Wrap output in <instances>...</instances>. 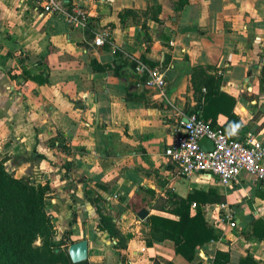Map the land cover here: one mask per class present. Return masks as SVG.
Returning <instances> with one entry per match:
<instances>
[{
  "label": "crops",
  "instance_id": "crops-1",
  "mask_svg": "<svg viewBox=\"0 0 264 264\" xmlns=\"http://www.w3.org/2000/svg\"><path fill=\"white\" fill-rule=\"evenodd\" d=\"M61 1L84 11L88 27L32 0H0V153L11 173L48 183L68 245L86 239L89 264H212L218 250L226 264H264L253 232L264 182L246 172L227 185L208 173L182 177L164 153L214 80L234 98L233 135L264 140V0ZM98 28L109 42L94 43ZM134 59L163 71L162 91L145 85ZM227 121L216 114L215 125ZM210 189L224 197L200 202L217 237L191 261L171 239L151 237L150 217L169 216L168 198Z\"/></svg>",
  "mask_w": 264,
  "mask_h": 264
},
{
  "label": "trees",
  "instance_id": "trees-1",
  "mask_svg": "<svg viewBox=\"0 0 264 264\" xmlns=\"http://www.w3.org/2000/svg\"><path fill=\"white\" fill-rule=\"evenodd\" d=\"M10 76L16 78L14 74ZM216 82L214 80L206 85L208 87L206 92L199 94L197 104L191 113L198 114L211 126L221 128L224 133L232 137L233 129L238 126L232 112L234 98L219 91V84ZM261 86L264 89V78L261 79ZM212 108L214 112L210 111ZM219 111L228 115V121L223 127L215 125V116ZM210 117L211 119H208ZM47 191H49L48 184L14 177L0 161V264H37L36 255L30 250L29 238L36 230L37 221L43 220L45 212L49 211L45 207ZM223 200L224 197L217 194L214 189H210L209 192L193 190L186 198L172 195L162 207L169 216L151 215L150 235L156 240L171 239L176 253L191 261L198 247L217 237L207 226L200 202ZM193 201L197 205L194 213L191 212ZM98 213L101 221L106 223L107 216L99 209ZM30 220L36 222L29 227H23L22 222ZM253 232L264 239V216L253 222ZM52 255L54 263L72 264L67 250H60L57 244H54ZM228 256V252L218 250L212 264H226ZM153 264L160 263L154 260Z\"/></svg>",
  "mask_w": 264,
  "mask_h": 264
},
{
  "label": "built area",
  "instance_id": "built-area-1",
  "mask_svg": "<svg viewBox=\"0 0 264 264\" xmlns=\"http://www.w3.org/2000/svg\"><path fill=\"white\" fill-rule=\"evenodd\" d=\"M41 12L63 14L66 21L76 28H87L88 16L78 8L71 10L61 0H32ZM94 43L109 42V34L102 28L94 31ZM135 60V70L145 73V85L162 91L165 75L158 67H150L140 59ZM182 130L175 134L165 148V156L174 164L182 177L208 173L217 176L221 184L227 185L246 172L264 182V140L253 134L228 136L221 128L211 126L196 113L181 120ZM203 136L213 141L212 150H204L199 145ZM116 196V195H115ZM192 206H196L193 202ZM225 208V204L220 205ZM224 218L233 225V214L226 207Z\"/></svg>",
  "mask_w": 264,
  "mask_h": 264
},
{
  "label": "rangeland",
  "instance_id": "rangeland-1",
  "mask_svg": "<svg viewBox=\"0 0 264 264\" xmlns=\"http://www.w3.org/2000/svg\"><path fill=\"white\" fill-rule=\"evenodd\" d=\"M7 158L8 156L0 153V161L3 163V167L6 170H8V172L12 176H14L13 173H11L9 166L7 165L6 162ZM47 192L48 194L46 195L45 198V207L49 211L45 212L43 216V220L37 221L36 230L29 238V242L31 241L29 243V246L31 252L36 255L37 259L35 260V262L37 264H65L61 262L54 263V256L52 255V249L54 248V244H57L60 250L62 251L67 250L69 243L67 234L69 233L68 231H66L67 233H65V222H63L64 224L61 225V223L57 221L56 214L52 210V204H53L52 199L54 198V196L50 195L49 191ZM35 222L36 221L30 220V221H24L22 223H23V227L26 228L29 227L30 224H33ZM111 230L116 232L114 228H112ZM26 256L29 257L28 255Z\"/></svg>",
  "mask_w": 264,
  "mask_h": 264
},
{
  "label": "water",
  "instance_id": "water-1",
  "mask_svg": "<svg viewBox=\"0 0 264 264\" xmlns=\"http://www.w3.org/2000/svg\"><path fill=\"white\" fill-rule=\"evenodd\" d=\"M252 78L255 75V68L251 69ZM199 145L204 150H212L214 148L213 141L206 136L199 139ZM147 210L141 208L138 212V216L141 219H148ZM67 253L72 264H89L88 262V242L86 239H80L70 243L67 247Z\"/></svg>",
  "mask_w": 264,
  "mask_h": 264
}]
</instances>
